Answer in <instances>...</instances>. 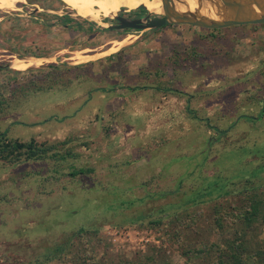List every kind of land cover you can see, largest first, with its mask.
Returning a JSON list of instances; mask_svg holds the SVG:
<instances>
[{"label": "rangeland", "instance_id": "374dc122", "mask_svg": "<svg viewBox=\"0 0 264 264\" xmlns=\"http://www.w3.org/2000/svg\"><path fill=\"white\" fill-rule=\"evenodd\" d=\"M137 12L121 6L116 15ZM65 16L81 26L70 22L66 30L58 19ZM113 21L102 14V23ZM92 23L60 0L0 10V91L49 73L64 78L29 94L0 119V132L22 142H68L59 151L79 155L0 163V264H75L80 242L62 258L54 250L80 228L99 231L81 248L97 249V262L110 247L111 258L134 261L154 248L173 264H205L203 256L188 261V243L170 242L164 229L181 230L195 217L186 233L198 249L221 242L234 231L222 234L213 210L229 204L231 211L238 199L219 198L220 188L241 189L246 178L264 186V28L211 36L187 26L117 33ZM25 59L36 65L11 66ZM79 169L93 171L71 176ZM161 217V228L150 224ZM249 241L264 244L263 229Z\"/></svg>", "mask_w": 264, "mask_h": 264}, {"label": "trees", "instance_id": "16d2710c", "mask_svg": "<svg viewBox=\"0 0 264 264\" xmlns=\"http://www.w3.org/2000/svg\"><path fill=\"white\" fill-rule=\"evenodd\" d=\"M144 11V10H143ZM147 12V11H144ZM62 22V27L66 30H71L72 27L70 22L81 26V24L72 21L70 17H58ZM90 27H95V24L85 20ZM106 31V29H102ZM214 34V32H211ZM195 53H190V57L193 58ZM121 55H118L120 57ZM180 57H176L175 64L177 65ZM53 70L57 69V65H50ZM77 70L73 68L72 71ZM53 72V71H52ZM65 73H61V78ZM60 75L56 73H49L45 76L38 77L36 79L29 80L24 83H18L15 81L11 86L9 85L8 94L0 91V119L19 106L29 94H39L40 92L47 91L53 88V85L60 82ZM71 78H69L68 82ZM49 87V88H48ZM139 87L130 88L131 90H136ZM145 88V87H144ZM263 115V114H262ZM261 115V116H262ZM261 118V117H260ZM257 120V119H256ZM222 136L227 135V131L220 132ZM68 142H63L59 144L49 145L48 143H39L36 140H31L29 142H22L20 140L10 139L8 137V131L0 132V163L7 164H17L23 161H43L51 160L55 162L65 161L67 158L78 159L79 155L74 153L73 150H67L65 153L59 151V146H65ZM86 143L84 146H87ZM264 170V167L261 169ZM93 169H79L74 170L71 176L75 177L77 175H84L86 173L92 172ZM255 176L256 173L254 174ZM251 174V176H254ZM254 176V177H255ZM244 184L241 189L237 190H227L220 188L221 192L218 193L219 198H226L237 194L235 198L238 199V203L232 204L229 209V204L215 206L213 210L212 223L216 228L221 230L222 234H226L227 230L232 229L234 232L230 237H224L223 241L214 243L206 242L201 243L200 248L197 241L192 235L186 233V231L193 232L195 224L197 223L196 218L192 217L191 223L186 227H182L181 230L177 229L174 232L164 229L165 234L168 236L169 241L174 243H182L183 240L188 243V247L184 251L183 255L188 259V261L198 259L202 263V256L205 259V264H250L251 260L256 264H264V244H259L258 246L251 245L249 241V235L258 228H262L264 231V186L258 185L252 181L250 178L244 180ZM217 188V187H216ZM225 189V190H224ZM206 193V194H210ZM205 196V194H203ZM194 202L196 199H193ZM165 221L163 217L151 221V225L154 227L161 228L164 226ZM174 225L177 224L179 227V220L173 219L171 222ZM185 231V233H184ZM185 235V239L182 237ZM99 236V231L90 230L85 228H80L76 233L73 234L71 240L62 246L57 247L54 250L55 258H62L63 254H68L71 252L72 247L77 242H80V247L86 249L87 241L90 238H97ZM184 241V242H185ZM75 242V243H74ZM98 242V241H97ZM102 245L103 242L99 239L97 243ZM108 246V245H107ZM81 248L76 252L77 258L75 264H173L170 262L167 254L161 249H152L148 251V254L141 256L137 260H124V258H111L109 251L110 247H106V251L102 254V258L105 260L96 261L95 249L91 253L88 251H82ZM109 259V260H108ZM108 260V261H106ZM103 262V263H101ZM189 264V263H185Z\"/></svg>", "mask_w": 264, "mask_h": 264}, {"label": "water", "instance_id": "95a60500", "mask_svg": "<svg viewBox=\"0 0 264 264\" xmlns=\"http://www.w3.org/2000/svg\"><path fill=\"white\" fill-rule=\"evenodd\" d=\"M198 1L200 6L207 3V0ZM218 1L229 16L223 21L205 18L199 14L198 10L189 12L190 7L185 1H178L186 8V12L181 13L176 9L174 0H161L162 14L151 13L145 5H140L138 10L147 11L146 16L128 18L117 14L113 19L117 20L118 23L107 25L105 29L108 32H118L126 30H160L169 26H193L202 29L220 30L235 26L264 25V0Z\"/></svg>", "mask_w": 264, "mask_h": 264}, {"label": "bare ground", "instance_id": "6f19581e", "mask_svg": "<svg viewBox=\"0 0 264 264\" xmlns=\"http://www.w3.org/2000/svg\"><path fill=\"white\" fill-rule=\"evenodd\" d=\"M26 1L27 0H0V10H16L18 5L23 4ZM60 1H62L65 5L71 7L79 17L85 20L98 23L104 27H107V24L101 22L102 14L105 13L106 16L113 18L114 15L116 16L117 10H119V7L121 6L138 8L140 5H145L149 12L155 14H162L161 0H92V2L95 3L94 8L99 7V9L96 11L87 7L86 3L83 0ZM178 1L180 0H174L176 9L181 13L186 12V8L183 5L179 4ZM181 1H185L188 4V6L190 7L189 12L193 10H198L199 14L205 18L223 21L229 17L227 12L222 8L218 0H207V3L201 6L198 5V0ZM115 44L118 45L123 43ZM11 63L12 67L16 70H24L36 65V63L33 62V60L31 59L16 61L14 60Z\"/></svg>", "mask_w": 264, "mask_h": 264}, {"label": "flooded vegetation", "instance_id": "af4514ba", "mask_svg": "<svg viewBox=\"0 0 264 264\" xmlns=\"http://www.w3.org/2000/svg\"><path fill=\"white\" fill-rule=\"evenodd\" d=\"M147 15V12H144L143 10H139V12H137L135 15H130V14H124V13H120L119 16L121 17H128V18H141V17H144ZM117 20H114L113 21V24H117ZM170 27H173V26H170ZM187 27H192V28H197V27H193V26H187ZM264 28V25H245V26H235V27H231L232 29L233 28H247V29H251V28H254V29H261V28ZM167 28V27H166ZM231 28H227V29H231ZM164 29V28H163ZM197 29H202V28H197ZM203 31H208L211 36H212V33L211 32H219V31H222L223 29H220V30H210V29H202ZM155 31H158V30H155ZM120 32V31H118ZM117 32V33H118Z\"/></svg>", "mask_w": 264, "mask_h": 264}]
</instances>
